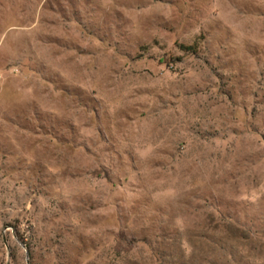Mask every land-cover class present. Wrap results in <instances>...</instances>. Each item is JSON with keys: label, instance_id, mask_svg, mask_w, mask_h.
I'll use <instances>...</instances> for the list:
<instances>
[{"label": "rangeland", "instance_id": "obj_1", "mask_svg": "<svg viewBox=\"0 0 264 264\" xmlns=\"http://www.w3.org/2000/svg\"><path fill=\"white\" fill-rule=\"evenodd\" d=\"M0 264H264V0H0Z\"/></svg>", "mask_w": 264, "mask_h": 264}]
</instances>
